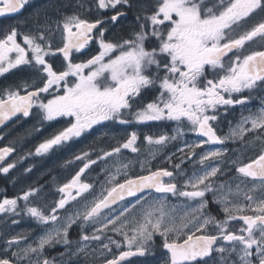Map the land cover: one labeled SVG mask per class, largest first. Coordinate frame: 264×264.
<instances>
[{"label":"snow or ice","instance_id":"6c2138e0","mask_svg":"<svg viewBox=\"0 0 264 264\" xmlns=\"http://www.w3.org/2000/svg\"><path fill=\"white\" fill-rule=\"evenodd\" d=\"M95 2L98 10H115L110 22H117L124 15L120 8L131 7V0ZM29 4L30 0H0V16L18 14ZM36 16L39 18V11ZM45 19H51L46 12ZM55 23L63 41L55 49L48 39L51 32L23 34L26 47L17 42L21 33L15 27L0 39V75L29 66L40 81L39 85L25 82V94L18 88L0 95V124L18 114L29 117L33 109L38 110L41 121L68 118L69 126L40 143L35 150L37 155L79 138L107 121L175 122L176 135L144 137L156 151L176 140L184 129L201 139L178 149L182 158L172 171L148 169L147 174L129 176L132 161L124 163L120 156L122 149L140 151L138 134L132 131L122 143L98 156L101 160L115 158V173H109L108 186L85 203L82 211L77 209L64 216L63 221L60 210L92 188L81 179L97 162L88 152L75 156L76 160L87 162L58 189L64 195L48 211L28 205L29 198L37 195L36 189H29L17 199L4 198L0 201V213L19 214L18 201L23 200L27 215L39 224L55 226L40 235L35 246L19 247L22 234L6 240L7 248L15 245L18 250L0 256V264H19L23 260L29 264H54L44 256V251L46 246L56 244L65 246L61 256H87L90 241H100L101 254L112 255L105 258L104 264H132L130 258L154 255L156 236L162 238V248L166 250V259L161 257L163 264H229L228 258L233 254L239 264H264V108L242 115L225 136L218 135L214 125L221 109L226 111L247 103L249 96L243 93L264 89V0H156L151 14L139 23V29L128 39L116 42L106 39L105 22L100 18L90 22L73 14ZM152 38L158 43L149 49L146 42ZM94 40L98 41V53L86 62H73V52H81ZM252 44L257 45L256 50H249ZM56 53L63 56V70H56L46 59ZM153 87L158 88V97L141 106L139 97L143 90ZM249 134H253L254 140L248 143L260 141L261 148L249 162L239 158L231 161L240 177L235 187L221 183L213 189V178L223 174L222 148L199 155V172L186 176L181 169L185 159L197 155L196 149L206 144L223 145L227 140L244 141ZM13 151L12 147L0 148V161L6 164L0 165V173L7 174L15 167V163L6 162ZM156 151L149 153L153 159ZM146 163L140 162L142 171ZM178 176H185L182 184ZM118 177H123L122 182ZM246 180H251L250 187L244 183ZM213 191V203L220 205L223 219L205 211L206 193ZM126 197L135 200L119 210L113 208ZM169 197L195 201L196 207L178 214L175 206H169ZM77 221H82L81 232L73 249L69 230ZM235 221L242 222L238 229L233 227ZM85 226L94 229L91 234H87ZM107 232L122 239H113L105 235ZM102 236L107 242L101 240ZM112 246L118 255L113 254Z\"/></svg>","mask_w":264,"mask_h":264},{"label":"flooded vegetation","instance_id":"af4514ba","mask_svg":"<svg viewBox=\"0 0 264 264\" xmlns=\"http://www.w3.org/2000/svg\"><path fill=\"white\" fill-rule=\"evenodd\" d=\"M156 0H131V7L128 5L120 8V11L124 13L122 17H119L117 22H110L109 18L115 14V10L99 9L96 6L95 0H30V4L21 10L18 14H6L0 16V39L9 32L13 27L17 28V31L21 33L18 35L17 42L22 46L23 34H39L44 32L47 35L51 32V36L48 37L53 49L60 47L63 44L61 32L56 28V21H62L65 15L77 14L81 18L88 19L90 22L97 18L104 20L105 22V37L113 42L128 39L131 37L135 30L139 29V23L144 22V17L151 14L152 7L155 5ZM40 12L39 18L36 16V12ZM45 12L51 19H45ZM140 20H137V17ZM259 19V17L257 18ZM96 30H94V33ZM127 37V38H126ZM155 38L149 39L146 42V47L149 49L157 45ZM257 45L252 44L249 50H256ZM99 51L98 41L94 40L81 52H73V62H86L91 56L97 54ZM49 63H52L56 70H63L65 61L60 53H56L53 56L46 57ZM209 78H212L210 75ZM28 82L30 85H39V77L33 69L29 66H21L20 68L13 69L8 73L0 75V95L5 90H19L21 94L24 93V84ZM29 90H32L29 88ZM47 96V94H42ZM159 92L157 87L145 89L139 97V103L141 106L146 105L149 102H153L158 97ZM245 96H249V100L244 105H235L229 107L226 111L220 110L218 120L214 122L217 129V134L225 136L229 133L231 127H234L241 119V116H247L250 112H257L259 109L264 108V89H257L251 94L248 92L243 93ZM69 126L68 118H58L55 121H41L37 109H33L32 115L29 117H19L18 119L8 123L0 129V135H22L28 131L35 133L37 140L30 146L31 151L44 141L43 135H53L63 128ZM38 131V132H37ZM135 131L138 134L137 146L139 147V153H132L130 150L122 149L120 159L124 163L132 161L128 169L129 176L147 174V170H156L157 168H166L170 171L173 170V165L180 163L182 154L178 151L180 148H184L185 144H192L198 142L201 137L196 133L184 129L183 134L179 135L176 140L170 141L166 146L160 147L158 151L152 146L147 144L144 137L147 135L158 136L168 135L173 136L177 134V125L172 121H150L143 124L131 123L120 124L118 122L107 121L103 125H96L88 133H85L79 138H75L72 141L65 143L62 146L54 147L48 153L43 154L48 156L57 152H69L73 154L72 158H42L37 157L36 152H33L35 158H28L25 155L24 146H22L23 155H19L20 150L12 145L6 146L12 147L17 151L16 155L7 160L8 163H15V167L10 169L7 174L0 173V201L4 198L17 199L23 195L24 192L29 189L38 190L37 195L30 197L28 205L38 206L48 211L55 202L59 201L64 194L60 193L58 189L65 183H67L75 175L79 168L83 166L86 160H76L75 156L80 155L83 152H88L91 159L96 160V164L90 166L82 176V181L89 184H94L98 178L93 174L94 169L96 172L99 169L104 168L107 172L112 173L115 168V158H108L106 160L98 159V156L103 155V151H110L112 147L117 146L118 142H123L127 136ZM38 134V135H37ZM42 136V137H41ZM51 138V137H50ZM249 140H254L253 134H249L245 137L244 141H232L227 140L223 145H204L202 149H196V156L191 160L185 159L181 164V169L184 170L186 176H190L193 171L199 172L202 167L196 161L202 152L211 149L222 148L225 150L224 162L221 163L222 173L217 174V177L213 178V189L215 190L221 183L231 184L235 187V184L239 181L240 177L235 171V167L232 166L231 161L238 158L243 162H249L250 159L255 158L260 151V141H254L249 144ZM3 146V147H6ZM2 148V147H0ZM150 151H156L155 159L149 154ZM187 153V149H185ZM63 154V153H62ZM42 155V156H43ZM171 157V160H169ZM147 162L145 164L144 171L141 170L140 162ZM6 166V164H3ZM93 174V175H92ZM185 176H178L179 183H183ZM118 180L122 182L123 177H119ZM249 187L251 186V180L244 182ZM244 187V185H241ZM92 189V188H91ZM89 190L87 193H83L81 197H77L76 201H70L65 210L61 211V221L64 216L70 215L75 212L77 207H80L82 200L89 198L94 190ZM219 195V193H215ZM147 195V193H145ZM159 194L153 193V196ZM213 192L206 193V199L208 200V207L205 210L217 219H223L224 213L220 210V205L213 203ZM135 198L128 199L122 202L120 205L114 207L119 208L127 204L128 202H134ZM19 214H3L0 213V256L10 254L13 251H17V246H13L10 249L7 248L6 240H10L18 234H22L19 247H26L28 244L35 246V243L40 235H43L47 230L55 225L39 224L36 220L26 214L25 201L19 200ZM246 203V201H245ZM169 206H175V211L178 214H183L185 211H191V208L196 207L195 201H186L184 198L169 197ZM190 206V207H189ZM13 220L16 223H13ZM82 221H77V224L73 225L69 230V238L73 241V249L76 247V242L79 240L80 228L79 224ZM242 225L241 221L233 222L234 229H238ZM94 229L90 226H85L87 234H91ZM105 235L111 236L113 239H122L115 233L107 232ZM104 240V237H101ZM162 238L155 237L154 243V255H148L146 257H133L130 258L132 264H163L161 257H164L166 250L162 248ZM88 255L80 254L79 256L69 257L67 254L61 256V253H65V246L62 244H56L54 246H46L44 256L49 260L54 261V264H104L105 258H112L111 254L104 252L101 254L100 241L88 242ZM113 247V254L118 255V250ZM166 259V257H164ZM15 259V258H13ZM35 259V256L32 257ZM216 260H219L217 255ZM229 264H239L238 257L233 254L228 258ZM19 264H29L27 260L20 261ZM212 264V262H210Z\"/></svg>","mask_w":264,"mask_h":264},{"label":"rangeland","instance_id":"374dc122","mask_svg":"<svg viewBox=\"0 0 264 264\" xmlns=\"http://www.w3.org/2000/svg\"><path fill=\"white\" fill-rule=\"evenodd\" d=\"M13 137H14V135H0V147L6 146L7 144H10V143H13ZM24 149H25V155L27 157V150H28V148L26 146H24ZM35 150L34 151L33 150L30 151V152H32V154H29L30 157L31 156H35L34 153H33V152H36ZM73 154L75 155V151L73 152ZM73 154H70V151H69V152H66V154L63 155L60 158H67V157H71L72 158ZM22 155H23V152H22V150H20L19 155L17 157H21ZM30 157H28V158H30ZM37 157H40V155H37ZM41 157H42V155H41ZM113 168H115V166H113ZM112 173H115V169L113 170ZM93 174H95V176L99 180L96 183L92 184V189L91 190H94L95 192L92 193L89 198H86V199L82 200L81 203H80V207H77L75 209V211L77 209H79V210L82 211L83 210V206H84L85 203H90L92 201V199H93L94 196H98L101 193L103 187L108 186L107 185V180L109 179V174L107 175V172L105 171L104 168L99 169L98 172H96L95 169H94ZM113 214H115V213H113Z\"/></svg>","mask_w":264,"mask_h":264},{"label":"trees","instance_id":"16d2710c","mask_svg":"<svg viewBox=\"0 0 264 264\" xmlns=\"http://www.w3.org/2000/svg\"><path fill=\"white\" fill-rule=\"evenodd\" d=\"M31 131H33V130H31ZM31 131H28L26 134H22V135H14L13 143L9 144V145H12L19 150L22 149V146H26L28 148L27 157H30L29 154H32V152H30L31 149H29V148L31 145H33V143L37 140V137H38L35 135V133L33 134V132H31ZM43 136L44 137L42 139H44V140L51 137V135H43ZM65 154H66V152H57L54 154H50L48 156L43 155L42 158H58V157H62ZM30 158H35V156H31Z\"/></svg>","mask_w":264,"mask_h":264},{"label":"water","instance_id":"95a60500","mask_svg":"<svg viewBox=\"0 0 264 264\" xmlns=\"http://www.w3.org/2000/svg\"><path fill=\"white\" fill-rule=\"evenodd\" d=\"M229 55H231V54H229ZM21 116H22L21 114H18L17 116L12 117L10 120L5 121L3 124H0V129L3 128L8 123H10V122L18 119ZM15 154H16V150L14 149V151L10 154V156L6 157V161L9 160V159H11V158H13L15 156ZM4 163L5 162L0 161V165H3ZM131 198H134V197H126L125 201L128 200V199H131ZM122 202H124V201H119L116 205H113V208L116 207V206H118V205H120ZM105 211H107V210H105Z\"/></svg>","mask_w":264,"mask_h":264},{"label":"bare ground","instance_id":"6f19581e","mask_svg":"<svg viewBox=\"0 0 264 264\" xmlns=\"http://www.w3.org/2000/svg\"><path fill=\"white\" fill-rule=\"evenodd\" d=\"M128 8H130V7H128ZM130 37V36H129ZM127 38V37H126Z\"/></svg>","mask_w":264,"mask_h":264}]
</instances>
